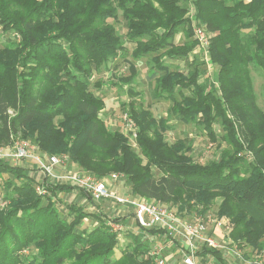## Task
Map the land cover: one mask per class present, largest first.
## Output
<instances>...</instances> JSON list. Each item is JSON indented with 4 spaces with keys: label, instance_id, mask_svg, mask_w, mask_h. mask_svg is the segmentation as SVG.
<instances>
[{
    "label": "trees",
    "instance_id": "1",
    "mask_svg": "<svg viewBox=\"0 0 264 264\" xmlns=\"http://www.w3.org/2000/svg\"><path fill=\"white\" fill-rule=\"evenodd\" d=\"M192 3L197 21L217 33L209 57L217 67L218 88L200 82V63L187 74L165 65L166 60L187 59L195 47L178 0H0V29L9 36L0 49V143L20 134L40 152L66 154L95 177L120 173L131 195L172 203L180 211L194 201L204 213L221 197L217 213L232 222L230 239L264 252V110L256 103L250 69L264 75V0ZM119 12L125 38L133 45L131 58L151 56L156 74L152 99L170 102L169 113L184 125L199 127L210 142L220 138L228 149L217 160L199 164L189 156L188 144H169L163 135L172 129L168 119L156 120L130 88L125 108L137 125L138 151L99 119L105 104L91 87L99 90L102 84L92 79L124 47L107 22ZM179 29L185 42L176 45ZM135 74L130 64L121 84L131 86ZM245 149L254 163L237 156ZM32 180L23 168L0 160V189L8 201L0 210V264H150L141 258L148 243L135 233L127 232L133 246L117 251L119 242L104 215L75 204L66 206L65 217L60 215L53 196L75 190L90 200L81 189L44 183L51 196L41 198ZM83 218L98 225L80 231ZM24 249L31 253L21 254ZM207 254L225 264L219 252H199Z\"/></svg>",
    "mask_w": 264,
    "mask_h": 264
},
{
    "label": "rangeland",
    "instance_id": "2",
    "mask_svg": "<svg viewBox=\"0 0 264 264\" xmlns=\"http://www.w3.org/2000/svg\"><path fill=\"white\" fill-rule=\"evenodd\" d=\"M178 3L185 8V17L187 18V20L190 23V26L192 27L191 39L195 42V47L192 50V52L188 55L187 59L166 60L165 65L168 67L170 71L177 70L184 74H187L192 69L195 62H197L198 64L200 63L202 64L200 65V70L201 72H203V74L201 75L200 82L201 83L207 82L209 84H213L212 86H216L218 88V85L214 81L215 80L214 75L217 73V67L211 62L209 57V48L211 46L212 39L216 36L217 33L206 30L205 35H206L207 44L202 45L201 40H199L197 37V29L205 30L206 27L197 21L196 8L194 7L192 0H178ZM107 22L114 26L118 35L120 36L121 39H123L125 44L123 49L118 52L117 57L112 59L110 62H108L107 65L103 68V70L96 73L92 79V84H94L95 82H100L102 84L99 90L91 87L92 91H94L96 94L101 96L105 104L104 108L99 112L98 115L99 119L102 120L104 125L109 130H118L123 135L120 129L121 115L123 112H127L131 117V114L125 108V105L129 101L130 95H128V93L130 91L129 90L130 88L133 90V93L138 92V94L140 95V100L143 102L144 106L152 112L156 120H158L159 118L168 119L172 129L164 132L163 135L165 140L169 144H173L178 140H182L183 142H185V144H188V146L191 149L189 156H191L194 162H197L199 164H206L209 161L217 160L220 153L223 150L228 149L226 144L224 142H220V138L217 141V143L210 142L207 139V137L203 134L201 129H199V127L194 125H184L177 117L169 113V107L171 105L170 102H167L165 100L163 101V100L152 99L151 93L154 86V78L156 77V74H153L151 72V68L153 66V63L151 61V56L141 58L138 60H133L131 58L130 53H131V49L133 48V45L129 43L125 38L126 27L123 20L120 18V12L118 13V18H116V20L110 19ZM8 37L9 36H5L0 29V49L8 43ZM12 40L14 41L15 39ZM174 42L176 45H181L185 42L182 29H179V32L174 39ZM130 64H133L136 69V74L134 79L135 84L131 85L132 87L131 86L128 87V85L121 84L120 82V77L127 76L129 74ZM250 69H251L253 90L256 97V103L261 110H264V75L262 74L261 71L256 70L253 66H251ZM184 92L187 93V91ZM217 93L219 92L217 91ZM176 99H179L177 95H176ZM9 114L13 115V111L9 110ZM228 116L233 120L231 114L228 113ZM234 127L237 131V136L239 138L238 140H241L242 144L246 146L245 143L243 142L238 125L235 124ZM214 129L217 132L216 134L219 135V137L223 134L221 128L219 127V123H215ZM17 141H29L30 143L34 144L35 147H37L35 143L31 142L28 139L23 138L20 134H18L0 143V147L2 148V153H5L4 151H7V149H9L8 152H10V150ZM128 141L129 140L127 139V144L133 150L138 151V147L133 148ZM37 153L40 155L45 154L40 152L38 147H37ZM237 156H243L244 159L247 161V163H254L253 154L246 149L240 151L237 154ZM0 160L4 161L7 164L13 163L12 159L9 158H0ZM33 164L34 163L32 162L17 161L16 166L23 168L25 170V173L29 176V178H32V176L33 177L35 176L34 173L31 172V169H33L32 168ZM152 171L155 174V176L158 174L155 168H152ZM7 176L11 178V175H7ZM32 181H33L34 192L37 196L41 198H46L47 196L48 197L51 196L49 191L46 189V185L43 183L44 180L33 179ZM36 183L39 184L41 192L42 190H44L43 193L41 192L39 193L37 191ZM53 184H57V183H52V185ZM115 187L119 189L121 192L129 191V186L125 184V181H122ZM3 192L4 191L0 189V210L5 209L8 205V201L2 199ZM53 201L60 215L64 217L66 216L65 214L67 211L66 206L71 204H75L76 206L82 208L86 212L87 211L95 212L97 214L104 215V217L106 218L105 219L106 227L108 228L110 233L116 236V238H117V233L115 231H112L111 226L108 224L111 221V218L116 217L114 215L126 214L124 207L117 206L112 202L109 204V202L107 203L106 201H103L104 204L101 202L102 206H100L101 205L100 204L99 205L100 207L94 206L93 209L95 210H92L91 208L92 206L89 203L90 201H83L78 191H70V192L54 195ZM221 202H222V198L216 197L215 199L212 200L208 210L204 213L202 210V206L197 205L194 201L190 203L191 207L189 208L186 207L185 210L183 211H180L178 206L172 203H165V204L167 207L179 212L182 218H186V217L188 218L193 216H198L202 220H205L209 216H213V218L214 217L225 218L230 227V231H229L230 234V232L233 229L232 222L226 215H218L217 213V210ZM113 210L116 212V214L113 213ZM70 219L71 217L68 218V220ZM97 225L98 222L95 219L83 218L82 222L80 223L79 230L89 231L90 229L94 228ZM130 225L132 228L131 231H133L132 233L134 234V231L137 229L135 228L134 221L132 219L130 220ZM137 236L140 239L144 241L146 240V242H148V240L144 238L143 235L137 234ZM121 240L122 241L119 242V246H118L119 248L117 249V251L120 250V248L121 249L125 248L128 245L133 246L132 239L130 238V236L127 235V232L123 233ZM230 241L233 243L231 246L235 245L237 249L240 251L242 260L237 259L234 256L225 254L222 255L225 264H244L243 261L249 262L253 260H261L264 264L263 251L260 252L259 250H255L250 246H246L242 244L238 246L237 244H235L236 243L235 241H234L235 243L232 241V239H230ZM169 251L167 250L165 254H168ZM29 253L31 252L28 249H24L21 252V254L24 255H28ZM147 253L148 250L141 257L142 260H148L150 264H153L151 260L147 257ZM200 264H218V263L216 261L214 262V260L212 261L202 260Z\"/></svg>",
    "mask_w": 264,
    "mask_h": 264
},
{
    "label": "built area",
    "instance_id": "3",
    "mask_svg": "<svg viewBox=\"0 0 264 264\" xmlns=\"http://www.w3.org/2000/svg\"><path fill=\"white\" fill-rule=\"evenodd\" d=\"M206 30L197 29V37L202 45L207 44ZM120 123L121 132L129 140V144L137 148L136 123L127 112L122 113ZM8 150L2 153L0 147V158L12 159L11 164L14 166L17 161L34 163L31 172L35 176L32 178L44 180L43 183L46 185L52 183L75 185L90 197L87 201H90L92 209L94 206L99 207L98 204L103 201L124 207L126 214L111 218L108 225L117 233L118 242H121L124 232H133L130 225L132 219L137 229L134 233L141 234L148 240L147 257L153 264H200L202 260L215 262L211 254L199 255L203 249H211L221 255H231L242 260L237 247L231 246L233 243L229 238L230 227L225 218L213 216L205 220L198 216L182 218L179 212L167 207L165 203L133 196L129 191L121 192L115 186L124 180L122 174L110 173L101 178L95 177L77 168L66 154H38L37 147L29 141H17L10 152ZM36 184L40 193V186ZM43 192L44 190L41 193ZM167 250L170 251L165 254ZM243 262L263 264L261 260Z\"/></svg>",
    "mask_w": 264,
    "mask_h": 264
},
{
    "label": "crops",
    "instance_id": "4",
    "mask_svg": "<svg viewBox=\"0 0 264 264\" xmlns=\"http://www.w3.org/2000/svg\"><path fill=\"white\" fill-rule=\"evenodd\" d=\"M137 74H138V72H137ZM134 81H135V80H133V82L131 83V85H134V84H135ZM131 87H132V86H131ZM128 94H129V93H128ZM133 95H134L133 97H136V100L140 98V95L138 94V92L133 93ZM72 191H75V190H72ZM69 192H70V191H69ZM79 194H80V193H79ZM80 196L82 197V200H83V201H87V199H86L85 196H83V195H81V194H80ZM106 202H107V201H106ZM102 203H103V202H102ZM102 203H100L101 205L98 204V206H99V205L102 206ZM107 203H108V202H107ZM103 204H104V203H103ZM109 204H110V203H109ZM100 206H99V207H100ZM92 210H95V209H92ZM113 213L116 214V212H115L114 210H113ZM113 215H114V214H113ZM119 215H120V214H116V215H114V216H119Z\"/></svg>",
    "mask_w": 264,
    "mask_h": 264
}]
</instances>
